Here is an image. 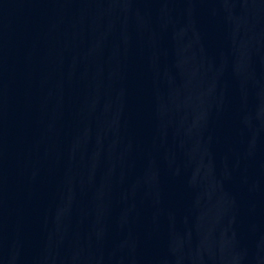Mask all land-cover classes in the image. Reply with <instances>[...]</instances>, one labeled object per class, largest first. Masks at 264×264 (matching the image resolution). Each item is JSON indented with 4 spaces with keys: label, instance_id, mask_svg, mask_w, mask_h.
I'll return each instance as SVG.
<instances>
[{
    "label": "water",
    "instance_id": "1",
    "mask_svg": "<svg viewBox=\"0 0 264 264\" xmlns=\"http://www.w3.org/2000/svg\"><path fill=\"white\" fill-rule=\"evenodd\" d=\"M0 264H264V0H0Z\"/></svg>",
    "mask_w": 264,
    "mask_h": 264
}]
</instances>
